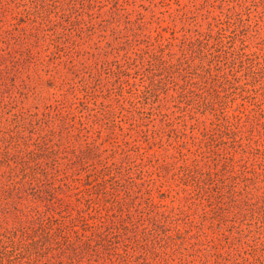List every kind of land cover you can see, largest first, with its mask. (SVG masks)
I'll return each mask as SVG.
<instances>
[{
	"label": "rangeland",
	"instance_id": "obj_1",
	"mask_svg": "<svg viewBox=\"0 0 264 264\" xmlns=\"http://www.w3.org/2000/svg\"><path fill=\"white\" fill-rule=\"evenodd\" d=\"M0 264H264V0H0Z\"/></svg>",
	"mask_w": 264,
	"mask_h": 264
}]
</instances>
